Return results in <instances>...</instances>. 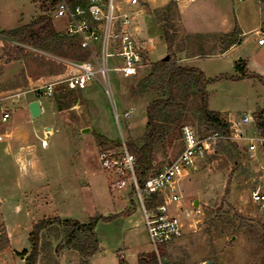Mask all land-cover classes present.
<instances>
[{"label":"rangeland","instance_id":"rangeland-1","mask_svg":"<svg viewBox=\"0 0 264 264\" xmlns=\"http://www.w3.org/2000/svg\"><path fill=\"white\" fill-rule=\"evenodd\" d=\"M209 1L198 0L201 5L196 18L210 16L205 3ZM115 4L122 7L124 0H115ZM43 6L50 9L42 0H0V31L28 25L42 15L51 18L50 10L44 11ZM51 20L55 32L66 30L64 19ZM14 47L18 46L0 41V112L11 114L8 123L0 125V230L8 242L10 235V242L0 251L1 264H25L16 253L30 251L29 232L42 219L58 217L86 224L100 216L112 219L97 220L94 232L99 251L88 263L138 264L140 255H152L140 206L130 186L118 191L111 188L112 177L104 172L100 159L102 154L119 152L122 143L140 141L145 134L144 105L156 95L141 92L138 83L146 77L150 62L135 78L110 74L116 121L109 99L97 84L78 92H68L58 84L53 97H34L38 86L72 75L52 57L76 61L80 55L88 60L77 45H53L43 53L50 59L32 52L29 46L18 47L22 58L8 61L4 51ZM209 80L213 81L207 88L210 109L223 111L224 122L244 115L253 117L264 110V85L258 80L238 84L213 77ZM182 97V125L190 126L198 136L208 134L196 120L199 96L189 93ZM27 101H37L42 108L36 119L30 117ZM131 109V116L124 118ZM45 128H51L52 133H44ZM9 132L27 137L28 145H22L30 150H24L22 158L26 162L30 155L34 172L23 170L14 158L21 143L13 145V152L5 151L6 144L12 142ZM181 149L178 134L157 142L147 176L162 171ZM260 163L259 154L250 158L242 144L211 146L205 160L197 162L175 186L180 199L171 206L182 236L160 250L157 264H264V210L251 201ZM48 235L53 250L62 236ZM55 257L57 264H80L79 255L71 250L64 249Z\"/></svg>","mask_w":264,"mask_h":264},{"label":"built area","instance_id":"built-area-1","mask_svg":"<svg viewBox=\"0 0 264 264\" xmlns=\"http://www.w3.org/2000/svg\"><path fill=\"white\" fill-rule=\"evenodd\" d=\"M48 3L52 19H64L66 30L61 34L74 40L80 50L88 56L85 61H69L62 58H51L44 52L30 49L32 52L53 59L71 71L70 76L61 82L47 83L33 90L34 97L51 98L55 94L58 84L64 85L67 91H84L93 84H97L109 99L118 121V113L113 101V90L110 74L120 75L122 78H133L146 68L144 56L131 34V18L122 13L115 0H78L71 5L69 0H42ZM56 2L54 5L53 3ZM130 6L138 5V0H126ZM263 36L264 31L256 33ZM0 41L25 48V45L6 40L0 35ZM264 38L258 40L262 45ZM2 100H0V103ZM132 109L123 114L124 118L131 116ZM11 118L8 111L0 112V125L7 124ZM228 135L208 133L198 136L186 125L180 128L182 149L177 157L162 171L146 177L140 182L135 175V157L122 143L117 153L102 154L101 167L111 178L113 190H123L130 186L135 193L143 217L144 227L151 252L156 258L164 247L177 241L182 236V228L174 211V205L180 197L175 192L177 182L193 168L199 161H204L211 146L221 142L244 145L250 158L258 153L261 159L257 171V179L251 193L254 205L264 210V130L257 128L253 118L244 115L228 123ZM253 125L252 132L246 128ZM0 141L2 137L0 136ZM3 232L0 230V251ZM1 264V253H0ZM211 264V263H208Z\"/></svg>","mask_w":264,"mask_h":264},{"label":"trees","instance_id":"trees-1","mask_svg":"<svg viewBox=\"0 0 264 264\" xmlns=\"http://www.w3.org/2000/svg\"><path fill=\"white\" fill-rule=\"evenodd\" d=\"M69 3L76 5L78 1L70 0ZM43 10L49 11L44 6ZM0 35L8 41L26 45L45 53L50 51L53 45L59 48H64L66 44L73 47L77 45L74 40L55 32L52 20L47 15L39 16L32 23L17 29L0 32ZM163 38L168 49V60L152 64L149 69L147 68L146 77L138 83L141 92L156 95V99L146 106V132L140 141L126 143L128 152L136 159L135 175L140 182L148 177V171L153 164L152 153L156 143L166 141L173 134H178L180 139V128L184 121L183 113L185 112L183 95L195 93L199 96L200 104L196 110V120L205 127L206 131L223 136L228 135V124L218 114L208 110L209 95L206 92V87L213 81L207 79L201 71L195 68L181 67L177 64L175 55L172 53V37L164 27ZM22 53V49L18 47L4 51L8 61L20 60ZM75 60L84 61L80 55L76 56ZM237 71L239 72L238 78L232 79L221 76L215 81L221 79H256L264 85V80L260 76L247 74L244 72V68H240V66H237ZM253 121L257 128L264 130V110L254 114ZM100 219L108 221L112 217H95L86 224H81L72 219H59L58 217L42 219L32 226L29 233L30 251L24 250L19 255L25 264H57L54 256L67 249L79 255L80 264H89L88 260L99 251V243L94 230L97 220ZM2 232L1 248L3 244L8 243L3 230ZM50 232L62 236V241L53 250L52 243L48 238ZM119 264L126 263L119 261ZM138 264H157V258L153 254L150 256L140 255Z\"/></svg>","mask_w":264,"mask_h":264},{"label":"crops","instance_id":"crops-1","mask_svg":"<svg viewBox=\"0 0 264 264\" xmlns=\"http://www.w3.org/2000/svg\"><path fill=\"white\" fill-rule=\"evenodd\" d=\"M217 1L205 2L208 4L210 16L196 18L201 5L198 0H138L136 6H130L124 0V5L119 6L122 13L131 18V34L147 64L144 70L148 68V62L152 65L163 61L169 55L163 38L164 27L172 37V53L179 66L195 68L207 79H217L221 76L238 78L237 66H240L244 68L245 73L258 75L264 80V43L258 44V40L264 38V35L256 34L264 31V1ZM223 80L238 84L252 79ZM31 102L33 101H27V108ZM146 106L144 105L145 109ZM39 107L42 114L43 110L40 105ZM208 110L224 119L221 116L223 111L221 113L210 109V97ZM253 129V125L246 128L247 132H252ZM48 131L52 133L51 128L43 129L44 133ZM8 135L12 142L6 144L5 151L13 152V145L21 143L14 158L23 170L27 172L30 169L34 172L36 166L30 155L27 156L26 162L22 158V152L30 150L29 146L23 147L28 145L27 137L23 134L15 136L13 132ZM124 209H127V205ZM8 240L10 242L9 234ZM97 255L98 253L89 260H93Z\"/></svg>","mask_w":264,"mask_h":264},{"label":"water","instance_id":"water-1","mask_svg":"<svg viewBox=\"0 0 264 264\" xmlns=\"http://www.w3.org/2000/svg\"><path fill=\"white\" fill-rule=\"evenodd\" d=\"M168 60V57H165L163 59V61H167ZM60 109V108H59ZM28 112H29V115L32 119H36L37 117L40 116L41 114V110H40V107H39V103L37 101H33L31 102L29 105H28ZM86 132V131H84ZM196 204V203H195ZM234 238H231V240H233Z\"/></svg>","mask_w":264,"mask_h":264},{"label":"bare ground","instance_id":"bare-ground-1","mask_svg":"<svg viewBox=\"0 0 264 264\" xmlns=\"http://www.w3.org/2000/svg\"><path fill=\"white\" fill-rule=\"evenodd\" d=\"M42 143H43V146H46V141H42Z\"/></svg>","mask_w":264,"mask_h":264}]
</instances>
